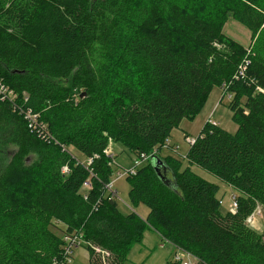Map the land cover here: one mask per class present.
Instances as JSON below:
<instances>
[{"label":"trees","instance_id":"16d2710c","mask_svg":"<svg viewBox=\"0 0 264 264\" xmlns=\"http://www.w3.org/2000/svg\"><path fill=\"white\" fill-rule=\"evenodd\" d=\"M228 15L248 49L220 30ZM215 87L237 131L205 124L185 167L161 156ZM1 89L0 264H71L74 236L91 264H124L149 228L193 264H264L247 224L264 207V0H0ZM112 143L150 156L126 176L145 219L109 190ZM193 167L238 193L235 214Z\"/></svg>","mask_w":264,"mask_h":264},{"label":"rangeland","instance_id":"374dc122","mask_svg":"<svg viewBox=\"0 0 264 264\" xmlns=\"http://www.w3.org/2000/svg\"><path fill=\"white\" fill-rule=\"evenodd\" d=\"M219 24V28L224 34L238 41L247 49L249 48L252 43L250 32L241 24L234 21L230 15H228L222 22H219ZM228 96L222 100L223 92L221 88L215 87L198 116L191 122L184 120L179 128L172 132L169 142L174 145L176 151L162 149L161 156L165 157L172 155L180 159L183 162L184 167L187 166V162L184 158L190 148L188 139L195 140L207 123L219 125L227 132L234 134L237 131L238 126L232 120V112L229 107L231 102ZM111 146V153L114 156L113 166L116 170L112 177L111 184H113L112 191L116 192L119 209L123 214L135 212L145 219L148 214V209L143 205L135 208L130 203V184L126 179V176L123 178H118L117 176L118 173L124 175L132 170L137 171V169L143 166L145 162L138 160L120 144L112 143ZM192 170L199 176L220 187L218 193V199L222 203L220 210L222 213L230 212L229 208L232 204L233 197L237 196L238 193L228 185L221 183L219 180L210 176L205 171L196 167H193ZM248 225L251 229L264 236V207L259 206L257 208L253 222ZM176 256L182 258L183 261L194 262L192 257H189L188 254L182 251L176 250L173 245L162 241L161 237L149 228L144 233L142 243L132 248L129 257L124 264H167ZM70 263L91 264L90 255L85 246L74 250Z\"/></svg>","mask_w":264,"mask_h":264},{"label":"built area","instance_id":"2783aa9c","mask_svg":"<svg viewBox=\"0 0 264 264\" xmlns=\"http://www.w3.org/2000/svg\"><path fill=\"white\" fill-rule=\"evenodd\" d=\"M1 92H3V94H4L3 89L0 90V93H1ZM5 97H6V98H9V97H11V94H9V95L4 94V98H5ZM28 116H29V114H28ZM194 141H195V140L188 139V144H189V145H192V144L194 143ZM149 158H150V156H149V157H145V159H143V161H141V162H145V161H147ZM135 174H136V171H135V170H132V171H130V172H128V173H125L124 175H121L120 173H118L117 176H118V178H123L124 176H130V175H135ZM112 185H113V184H111V185L109 186V190H110V192H112L113 194H116L115 192L112 191ZM220 204H222L221 201H220ZM229 209H230V212L233 213V214H235V213L237 212L238 205H237V202H236L235 196L233 197V201H232V204H231V206H230ZM255 212H256V211H255ZM254 218H255V213H254L250 218H248L247 223H248V224H251V223L253 222ZM81 241H82V239H81V237H79V236H74V237H72V238H67V244H68V247H67V253L70 254V253H72V250H73V249H77V248L80 246ZM188 256H189V257H192V256L189 255V254H188ZM192 258H193V257H192ZM174 260L177 261V262H181V264H193V262H190V261H183L182 258H180L179 256H176Z\"/></svg>","mask_w":264,"mask_h":264},{"label":"water","instance_id":"95a60500","mask_svg":"<svg viewBox=\"0 0 264 264\" xmlns=\"http://www.w3.org/2000/svg\"><path fill=\"white\" fill-rule=\"evenodd\" d=\"M152 163L155 168L156 173L160 177V179L168 186L173 187L171 179L167 178V169L164 167V164L157 157H152Z\"/></svg>","mask_w":264,"mask_h":264},{"label":"crops","instance_id":"0c3cea01","mask_svg":"<svg viewBox=\"0 0 264 264\" xmlns=\"http://www.w3.org/2000/svg\"><path fill=\"white\" fill-rule=\"evenodd\" d=\"M181 125V124H180ZM170 143V142H169ZM171 144V143H170ZM112 144H110V148H109V150L111 151V148H112V146H111ZM155 232V231H154Z\"/></svg>","mask_w":264,"mask_h":264}]
</instances>
